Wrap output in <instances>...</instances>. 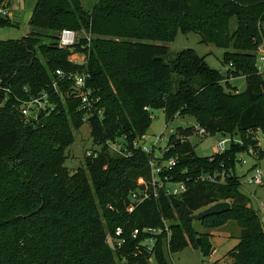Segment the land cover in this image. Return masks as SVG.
I'll list each match as a JSON object with an SVG mask.
<instances>
[{
	"label": "trees",
	"instance_id": "16d2710c",
	"mask_svg": "<svg viewBox=\"0 0 264 264\" xmlns=\"http://www.w3.org/2000/svg\"><path fill=\"white\" fill-rule=\"evenodd\" d=\"M8 25L11 20L0 16V28ZM64 28L80 32L77 52L85 50L81 44L91 34L88 85L104 108L101 118L88 122L94 141L126 135L132 152L119 156L103 147L76 173L64 163L74 131L85 123L81 99L65 94L70 83L60 85L64 97L51 87L56 69L82 68L69 61L70 49L59 47ZM179 32H198L201 42L226 49V76L192 48L166 60L169 48L157 42L174 41ZM263 40L264 0H96L90 9L82 0H37L29 33L0 39V264H123L122 254L107 242L108 232L118 225L126 233L159 226L164 219L170 221L172 253L191 243L210 255V235L195 239V223L209 229L235 221L241 232L229 252L231 264H264V220L242 192L235 171L238 154L253 144L248 132H264V77L256 68ZM239 76L246 78L244 91L226 87L231 77ZM8 84L22 98L48 91L56 108L26 119L15 98L6 99L2 86ZM154 109L164 110L167 124L177 116L195 119V125L179 126L171 134L163 157L176 159L166 173L184 181L187 190L173 196L162 192L129 214V194L140 177L150 176L151 156L132 143L147 133ZM196 126L206 133L199 134ZM217 133L238 135L243 143L199 156L189 138ZM202 175L210 178L199 179ZM221 201L231 209L191 219ZM157 260L170 264L162 245Z\"/></svg>",
	"mask_w": 264,
	"mask_h": 264
},
{
	"label": "built area",
	"instance_id": "2783aa9c",
	"mask_svg": "<svg viewBox=\"0 0 264 264\" xmlns=\"http://www.w3.org/2000/svg\"><path fill=\"white\" fill-rule=\"evenodd\" d=\"M2 3V2H0ZM0 16L11 18L12 14L6 3L3 1L0 4ZM86 42L81 44L85 50L77 52L75 47L81 41V34L79 31L64 28L60 31L58 42L59 47L70 49L72 54L69 56V61L75 65L82 66L81 69L66 71L58 68L55 71V80L52 82L51 87L55 93L60 94L61 97L65 95L60 90V85L70 83L65 94L69 97L80 98L81 102L79 110L83 112V121L89 122V119L95 116L102 117L104 108L99 105L100 97L96 91L88 85L90 73L88 71V53L92 42L91 34H86ZM256 68L257 72L264 77V40L256 50ZM6 94V99L9 97L15 98L17 109L26 119L37 118L41 111L49 113L56 108V103L53 101L51 94L48 91L38 92L35 95H30L27 98L19 97L10 84L2 86ZM28 92V88H25ZM5 99V100H6ZM199 134L204 135L206 130L196 126ZM261 129L250 130L248 133L254 135L261 132ZM260 134V133H259ZM145 137L143 135L137 141H133L132 146L134 149L140 148L146 153L150 154L149 166L150 176L148 178L140 177L137 181L138 186L132 190L128 197V202L125 205L127 213L131 214L135 209L147 200L157 199L160 193L166 195H180L187 190V185L184 181H174L166 171L171 170L177 161L175 158L164 159L155 155V149L160 147L163 140V134L155 136L151 141V145H145ZM93 138V137H92ZM94 142V146L87 151L88 157L96 158L100 155L103 147H106L110 153L119 156H130L132 154L130 144L126 135L108 138L104 143ZM232 143L242 144L243 140L238 136L224 135L214 146V153H222L231 146ZM164 152V151H162ZM248 156L253 157L255 151L253 148L248 149ZM246 162V160L244 161ZM210 178L209 175L199 176V179ZM246 182L254 185H262L264 182L263 172L258 167L254 168L251 175L245 178ZM264 208V204H261ZM109 208L115 209L109 205ZM172 236L170 221L163 220V224L159 226H145L135 227L125 232V227L118 225L113 232H108L107 242L115 253L122 254L121 263H126L127 259L131 257L133 264H159L157 260L160 245L164 248L168 257L172 259V252L170 250V240ZM130 238V239H129ZM133 242L129 245V242Z\"/></svg>",
	"mask_w": 264,
	"mask_h": 264
},
{
	"label": "rangeland",
	"instance_id": "374dc122",
	"mask_svg": "<svg viewBox=\"0 0 264 264\" xmlns=\"http://www.w3.org/2000/svg\"><path fill=\"white\" fill-rule=\"evenodd\" d=\"M6 7L11 11L12 17L9 18L12 25L0 28V39H20L29 33V20L37 0H6ZM96 0H82L86 9L92 8ZM3 3V2H2ZM0 3V4H2ZM7 18V17H6ZM233 30L236 28V20L233 18L230 23ZM42 40L47 41V38ZM165 44L169 48V55L166 60L173 58L179 51L192 48L200 56H204L210 67L220 70L226 76L228 66L222 62L223 54L226 49L219 48L216 45L201 42V36L198 32H190L184 34L179 32L174 41L157 42ZM247 83L244 76L231 77L229 84L226 87L244 91ZM152 123L147 133L145 134V145H151V141L155 136L163 134V140L160 147L155 149V155L164 157L167 152L168 140L171 134L176 132L179 126H193L196 124L192 116H177L170 123H166L165 113L163 109H154L152 111ZM260 133V134H259ZM257 132L254 135H248L253 142L245 151H242L237 156L235 166L236 174L241 178V190L250 199L252 208L264 220V182L262 185H254L246 182L245 178L251 175L254 168L258 167L263 172L264 179V132ZM75 140L66 149V160L64 165L70 173H76L80 169H86L85 160L88 158L87 151L94 146L91 135V126L88 122L84 123L79 130L74 131ZM238 136V135H237ZM224 137V134L217 133L215 135L197 136L193 135L189 139L196 145V152L199 156H208L214 153V146ZM240 137V136H238ZM136 139L134 141H137ZM255 142V143H254ZM253 148L255 155L251 158L248 156V149ZM164 151V152H162ZM246 160V162H244ZM222 173V179H224ZM196 234L192 236L201 241L205 234L210 235L211 244L213 246L212 253L204 256L199 248H195L194 244H189L188 247L179 252L172 254V259L169 258L170 264H231L232 258L229 254L239 242L241 232L240 226L235 221H229L223 226L206 229L198 222L195 223Z\"/></svg>",
	"mask_w": 264,
	"mask_h": 264
},
{
	"label": "water",
	"instance_id": "95a60500",
	"mask_svg": "<svg viewBox=\"0 0 264 264\" xmlns=\"http://www.w3.org/2000/svg\"><path fill=\"white\" fill-rule=\"evenodd\" d=\"M230 209H231V204L229 202L221 201V202L215 203L211 206H208L207 208H205L201 211H198L197 213H195L191 216V219L199 221V220H202L203 218H205L207 216L226 212Z\"/></svg>",
	"mask_w": 264,
	"mask_h": 264
},
{
	"label": "crops",
	"instance_id": "0c3cea01",
	"mask_svg": "<svg viewBox=\"0 0 264 264\" xmlns=\"http://www.w3.org/2000/svg\"><path fill=\"white\" fill-rule=\"evenodd\" d=\"M31 17V16H30Z\"/></svg>",
	"mask_w": 264,
	"mask_h": 264
}]
</instances>
